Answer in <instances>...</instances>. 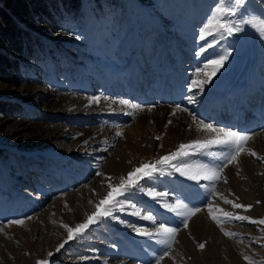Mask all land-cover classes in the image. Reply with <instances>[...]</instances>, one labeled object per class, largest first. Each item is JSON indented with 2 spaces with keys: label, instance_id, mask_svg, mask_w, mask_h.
<instances>
[{
  "label": "rangeland",
  "instance_id": "obj_1",
  "mask_svg": "<svg viewBox=\"0 0 264 264\" xmlns=\"http://www.w3.org/2000/svg\"><path fill=\"white\" fill-rule=\"evenodd\" d=\"M217 2L149 0L142 4L138 0H119L111 6L104 0H83L78 17L63 16L55 25L29 26L36 33L43 34L42 51L31 59L34 69L24 65L16 83L0 79V105L8 108L6 112L0 108V237L6 238L8 244L15 245L21 254L27 256L24 245L30 237L29 223L36 225L33 242L34 246L37 245L36 257L46 258L48 264H105L101 247L114 253L120 243L131 245L132 241L118 230L127 228V223L105 218L114 229L118 228L115 230L117 237L112 236L111 227L98 220L56 251V247L67 240L68 232L63 224L74 227L75 222H83L95 211L98 198L93 197V186L100 187L98 196L101 199L109 191L102 168L103 157L110 149H118L119 138L123 135L117 136L116 133L129 129L130 123L134 125L138 116L148 115V106L155 105L151 109L165 106L177 112L181 111L175 107L179 104L189 112H201L204 94L216 84L223 86L232 75H229L230 71L236 66L242 68V63L247 64L245 58L250 61L247 66L254 68L259 89L264 90V37L251 24H245L244 33L235 37L220 39L214 34L206 40L199 39L201 28ZM253 17L264 19V0H245L239 14L229 19L238 22ZM208 43L213 47L197 55L199 48H207ZM225 50L230 53L228 59L205 85L203 93L189 92L188 85L195 70L203 68L209 59L223 55ZM164 84L167 89L161 87ZM250 87L251 96L258 102L256 97L259 98L261 92ZM135 88L138 91H134ZM191 94H195L194 104H189L185 98ZM93 96L101 97L100 103H90ZM235 98H238L237 93L225 101ZM120 99L144 107L132 109L120 105ZM251 109L246 107L241 113ZM130 112L133 115L127 114ZM223 114L226 116L227 113ZM196 116L215 127L234 128L248 134L243 126L237 129L228 125L221 115H217L214 121L200 114ZM124 147L125 143L121 145ZM97 171L105 175L97 176ZM146 186L159 190L167 188L163 180ZM71 192L80 195L77 197L85 196L73 208L66 198ZM210 193L211 190L204 194L209 200L212 198ZM55 199L62 202L60 216L55 213ZM15 200H18L17 204H13ZM115 214L123 219L121 213ZM214 215L223 216L221 212ZM17 219L24 223L9 225L8 221ZM260 226L264 228V225ZM180 228H184L183 224ZM261 228L256 225L253 231L259 232L264 241ZM246 235L239 238H245L248 245L251 242L253 245L250 246L261 248L263 245L264 248L263 242L257 243ZM39 242L47 244L48 253H53L51 257L46 255L44 258ZM175 244H172V250ZM162 245L159 251H153L151 260L138 257V246H132L135 253L131 250V261L155 264L156 257L167 248ZM123 248L121 246L119 251ZM255 254H248L251 264H264V258L257 252ZM8 256L13 259L10 253ZM110 259L107 264L115 260ZM1 263L5 264L3 259Z\"/></svg>",
  "mask_w": 264,
  "mask_h": 264
},
{
  "label": "bare ground",
  "instance_id": "obj_2",
  "mask_svg": "<svg viewBox=\"0 0 264 264\" xmlns=\"http://www.w3.org/2000/svg\"><path fill=\"white\" fill-rule=\"evenodd\" d=\"M245 59L244 61L250 64L249 59ZM247 64L242 63V68L240 69L236 66L233 71L229 72V75H232L228 76L223 86H221V84H216L204 94V103L200 109L201 112H196V115L200 114L208 118L209 121H214L218 117L217 115H221L228 125H232V127L235 126L237 129L243 126L244 130L248 131V134H251V139L246 142L245 152L241 153L239 156L238 163L234 162L224 170L223 175L227 177V183H224L223 180L217 182L216 191L222 193L228 199L234 200L236 203H250L253 207L243 212L242 209H233L231 205L224 204L223 200L218 197L212 196L209 200L208 196L204 195L208 194L209 190H211V184L208 181H200L199 184H197V182L188 180L178 173L169 174L166 172L163 176L158 175L152 182L159 183L162 180L166 182L167 188L165 190H159L157 187L156 189L158 191L169 192L170 197L168 199L170 202L175 198H181L185 203L203 209L201 212L191 217L188 228L181 229L182 222L178 220L181 219V217H176L174 213H170L163 209L149 197L141 193H136L132 202L137 204V207L142 210V214L151 211L152 214L157 217V223L167 222V225L170 227H177L180 229L176 237L174 249L170 253V256H174L175 260L165 258L163 260L164 264H249V261L244 260V255L248 256V254H252V256H254L256 252L264 258L263 245L260 244L261 248H257L258 246H254V248L250 246L253 245L251 242V244L249 243L248 245V241H246L247 243L244 241L245 238L244 240L239 238L240 235L245 236L248 234L252 240L264 243L262 235L259 232L253 231L256 225H251L248 221H226L223 219V216H221L223 224L220 226L215 224V226L213 223L216 222L212 223L208 210L204 208L206 203L213 201L219 208L230 211L234 215L246 214L258 220L264 214V174H262L264 173V161H259L255 157L248 155L247 151L251 149L257 152L258 155L264 156V116H261V113L264 112V90L258 87L253 66H247ZM250 86L257 88L258 91L261 92L259 98L263 97L260 99L263 103L260 102L258 97H256L258 100L257 102L255 98L251 96V92L249 91V88H251ZM161 87L164 89L166 85L164 84ZM134 91H138L137 88H135ZM135 93L138 94L139 92H134V94ZM233 93H237L238 98L226 102L225 100H227L228 96H231ZM224 101L226 103H224ZM246 107H252V109L244 114L241 113V110ZM147 111L148 115L138 116L135 119L134 125L130 123L129 129L124 130L123 136L119 138L118 149H110L108 155L103 157L102 168L106 176L112 178L111 182L113 184L119 182V177L121 175L126 176L129 171L134 167H139L141 163L154 161L160 156L174 151L180 143H188L193 139H204L208 135V133L204 131L197 130L196 123L193 122L192 117L188 116L186 112L177 110L175 115H171V113L174 112L173 109L165 106L151 109V111L147 109ZM195 111L196 110H194V112ZM223 113H227L226 116H222ZM169 120L172 121L171 124H168ZM189 125L192 126L191 129ZM157 136H160L159 140L156 139ZM124 143L126 144V148L124 147L125 149L121 148V145ZM208 151L217 154H227L230 150L213 145ZM190 160L212 165L220 162L218 156L200 154H194L190 157ZM237 172H239V175H237ZM205 184L209 185L207 190L201 186ZM93 189L95 190L93 197L95 195L99 202L101 199L98 196V194L101 193L100 187L93 186ZM76 195L71 192L66 197L72 208L74 205H78L79 200L85 198L84 194L81 197H77ZM237 197H239L238 200L236 199ZM55 200V213L57 216H60L62 202L60 199ZM256 201H260V203L257 204ZM17 203L18 200H15L13 204ZM127 209H129L128 211L130 212H128ZM132 211L131 208H126V211L118 212L122 214V218L126 220L128 226L127 228H117L122 235L124 234L126 238L132 241L130 243L131 245L120 243L116 247L114 246V253H109L108 249L101 247L100 249L104 251L103 259L106 262L112 260L110 257H113L115 263L113 262L112 264H129V262H131L130 264H139L135 262V260L134 262L131 261L132 253L134 252L131 247L135 245L138 246L137 255L140 258L151 260L154 257L153 251H159L162 244L157 243L150 237L138 235L133 230V227H131L152 229L154 227L153 223L132 215ZM216 212L220 211L214 207L213 214ZM130 216H132V218ZM42 217L44 218V216ZM218 217H220V215ZM99 220H102L105 225L111 227L112 236L117 237L115 232L117 229L111 226L110 221L105 218ZM74 224L76 225L78 223L75 222ZM257 226L261 228L260 225ZM16 227L20 229V227ZM35 227L36 225L29 223L30 237L26 240L24 245L28 251L27 256L21 254L15 245L8 244L6 238L0 237V264H2V259L5 264H13L10 261H13L15 264H37V261L41 260L36 257L37 249L35 247L37 245H33L36 239ZM220 227L236 235H233L234 237L225 236L219 229ZM127 229L129 232H126ZM112 241L114 243L116 242L115 240ZM204 241H207L205 248L203 250L198 249L197 243ZM40 243L42 244L41 248L45 258L49 249L47 244L42 242L38 244ZM121 246L124 248L119 251ZM131 250L133 252H131ZM8 253L12 255L13 259L8 256Z\"/></svg>",
  "mask_w": 264,
  "mask_h": 264
},
{
  "label": "snow or ice",
  "instance_id": "obj_3",
  "mask_svg": "<svg viewBox=\"0 0 264 264\" xmlns=\"http://www.w3.org/2000/svg\"><path fill=\"white\" fill-rule=\"evenodd\" d=\"M244 4L245 0H218L216 6L207 18L206 24L201 28L199 39L206 40V37L214 36V34H218L220 39H223L225 36L235 37L238 33H244L245 24H251L257 29L260 36L264 37V19L253 17L248 20L241 19L238 22H234L229 19V17L237 16ZM215 42L218 43V41ZM212 47V43H208L207 48L200 47L197 55L205 53L208 48ZM229 55L230 53L225 50L223 55H217L216 58L209 59L207 63L203 65V68H197L191 83L188 85V91L194 92L195 90L199 93H203L205 85L209 84L212 78L224 66V62L228 59ZM185 98L189 104H194L196 102L195 94L187 95ZM104 99L108 98L104 97ZM100 100L101 97L93 96L90 98L89 102L100 103ZM118 103L120 105L130 106L132 109L137 110L144 107L143 105L134 104L125 99H120ZM152 107H155V105L148 106L149 111H151ZM175 107L176 109H180L181 111L187 112L191 115L193 122L196 123L197 130L204 131L208 133V135L204 139H193L188 143H180L174 151L168 152L154 161L141 163L139 167H134L131 171H129L126 176L121 175L118 183L113 184L111 182L112 178L110 176H106L109 191L102 199L99 200L98 203H95V211L89 214L86 220L76 224L74 228L70 227L68 224H63V227L67 229L68 236L67 240L63 241L56 247L57 252L64 247L65 243L75 239L79 235H82L90 225L95 224L99 219L111 218L117 220L120 224H126L127 222L120 219V217L115 213L124 212L126 211V208H131L133 210L131 213L132 215L137 216L144 221L152 222L154 227L149 229L134 227L131 225L129 226L133 227V230L138 235L150 237L159 244L167 245L166 250L156 257L155 264H161L165 258L175 260L174 256H170V253L172 251V244L176 242V237L180 229L177 227H170L165 223H157V217L153 215L151 211H147L142 214V210L137 207L136 203L132 202L136 193H141L149 197L152 201L158 203L163 209L170 213H174L176 217L183 218L181 222L184 228H188L191 217L195 216L203 209L201 207L190 206V204L185 203V201L181 198H175L170 202L168 199L170 197L169 192L158 191L156 187L146 186L155 180L158 175L163 176L166 172L169 174L178 173L180 176L185 177L188 180L197 182V184H199L200 181H208L211 184L210 195L222 199L224 204L231 205L233 209H244L247 211L253 207L251 204L245 205L242 203H236L234 200L228 199L222 193L216 191L217 182L223 180L224 183H227V177L223 175L224 170L230 164H233L234 162L238 163V158L241 153L245 152V144L251 139V134L235 131L231 128L215 127L212 123H206L203 119H199L194 112H189L188 108H181V105L179 104ZM127 114L130 116L133 115L131 112ZM171 115H175V112H172ZM171 123L172 121L169 120L168 124ZM191 127L192 126L189 125L190 129ZM116 135L122 136L123 133L117 132ZM156 139L159 140L160 136H157ZM84 143H87V141H84ZM213 145L229 149L230 151L227 154H217L208 151ZM247 151L248 155L255 157L259 161H264V156L258 155L254 150L248 149ZM194 154L218 156L220 162L214 165L198 161L193 162L190 160V157ZM95 174L97 176L105 175L100 171H97ZM237 175H239V172H237ZM103 183L104 181H102V184ZM201 186L206 190L209 187L207 184ZM236 199L238 200L239 197ZM256 203L259 204L260 201H256ZM214 207L223 214V219L226 221H248L252 225H264V218L257 220L248 215H234L230 211L219 208V206L213 201H209L204 205V208L208 210L212 220L215 221L218 226H220L223 221L221 217L213 214ZM27 219H31V217H28ZM8 223L9 225H21L24 221L17 219L10 220ZM220 230L225 236L236 235L235 233L226 231L223 227H220ZM261 231H264V229H261ZM256 242L259 243L260 241ZM206 243L207 241L198 242L197 248L203 250ZM47 255L51 257L53 253L49 252ZM243 258L251 264L249 256L244 255ZM80 259H88V257H80ZM37 264H48V261L38 260ZM105 264H107V262H105Z\"/></svg>",
  "mask_w": 264,
  "mask_h": 264
},
{
  "label": "trees",
  "instance_id": "obj_4",
  "mask_svg": "<svg viewBox=\"0 0 264 264\" xmlns=\"http://www.w3.org/2000/svg\"><path fill=\"white\" fill-rule=\"evenodd\" d=\"M112 6L119 0H104ZM146 4L149 0H138ZM83 0H2L0 4V79L18 82L24 65L34 69L31 59L44 46L42 35L29 26L55 25L63 16L78 17ZM2 112L7 106L0 105Z\"/></svg>",
  "mask_w": 264,
  "mask_h": 264
}]
</instances>
